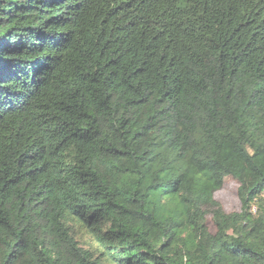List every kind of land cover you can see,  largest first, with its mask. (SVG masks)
Wrapping results in <instances>:
<instances>
[{"label": "trees", "instance_id": "trees-1", "mask_svg": "<svg viewBox=\"0 0 264 264\" xmlns=\"http://www.w3.org/2000/svg\"><path fill=\"white\" fill-rule=\"evenodd\" d=\"M0 264H264V0H0Z\"/></svg>", "mask_w": 264, "mask_h": 264}, {"label": "rangeland", "instance_id": "rangeland-1", "mask_svg": "<svg viewBox=\"0 0 264 264\" xmlns=\"http://www.w3.org/2000/svg\"><path fill=\"white\" fill-rule=\"evenodd\" d=\"M239 184L231 178L225 180L223 188L216 193L217 201L222 205L227 213L240 211L241 203L237 195ZM209 228L214 231L211 218H208Z\"/></svg>", "mask_w": 264, "mask_h": 264}]
</instances>
